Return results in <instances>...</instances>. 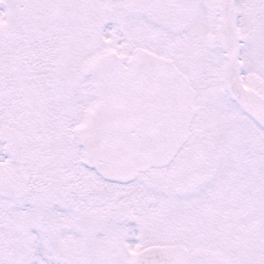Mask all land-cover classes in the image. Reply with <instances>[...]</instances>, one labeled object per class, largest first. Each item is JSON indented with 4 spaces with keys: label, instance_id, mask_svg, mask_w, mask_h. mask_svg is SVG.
I'll list each match as a JSON object with an SVG mask.
<instances>
[{
    "label": "snow or ice",
    "instance_id": "1",
    "mask_svg": "<svg viewBox=\"0 0 264 264\" xmlns=\"http://www.w3.org/2000/svg\"><path fill=\"white\" fill-rule=\"evenodd\" d=\"M0 264H264V0H0Z\"/></svg>",
    "mask_w": 264,
    "mask_h": 264
}]
</instances>
